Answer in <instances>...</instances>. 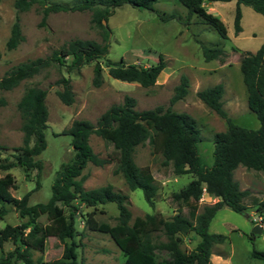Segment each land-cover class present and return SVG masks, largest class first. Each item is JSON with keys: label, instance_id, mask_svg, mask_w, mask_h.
Returning a JSON list of instances; mask_svg holds the SVG:
<instances>
[{"label": "rangeland", "instance_id": "obj_1", "mask_svg": "<svg viewBox=\"0 0 264 264\" xmlns=\"http://www.w3.org/2000/svg\"><path fill=\"white\" fill-rule=\"evenodd\" d=\"M48 1L73 3L80 0ZM106 2L107 0H104V3H96L94 8L103 9ZM206 6L225 22L228 29L226 38L196 13L189 16L187 8L179 0H156L152 8L127 2L109 7L108 14L102 18L103 26L93 20L94 9L90 8L50 11L42 23V6L35 2L28 9L19 11L24 39L16 47L8 49L5 43L17 10L14 0H0V76L17 62L50 55L54 49L75 37L94 39L98 42L108 41L106 56L113 61L124 60L148 65L157 62L160 53L165 61V67L158 74L156 82L149 86L111 76L103 59V81L100 85H95L92 81L94 62L86 63L78 69H68L66 57L62 64L54 61L34 75L22 79L11 89L0 88V99L3 100L0 101V151L2 157L9 159H13L14 147L22 144V118L17 101L29 85H39L47 90L45 102L48 118L44 130L47 144L36 155V158L42 160L43 167L39 174L34 168L26 175L20 166H12L9 170L15 180L10 188L11 192L15 196H22L30 190V204L46 201L51 195V183L57 169L73 155L71 135L61 132L62 129L69 126L75 118H86L95 122L102 111L112 103L121 102L125 94L136 98V108L139 109L162 104L191 113L200 128L201 139L197 145L201 161L205 164L213 162V133L224 130L226 121L196 96L197 89L222 82L223 106L227 113L240 125L257 127L259 120L247 105V93L239 62L245 51H255L264 40V15L250 5L241 3L242 28L235 33V0L206 1ZM107 30L109 33L106 39ZM199 41L211 45L219 44L224 49L223 55L205 60ZM182 73L189 78L187 94L171 103L169 99L174 85L179 82ZM61 76H68L72 85L74 99L70 104L61 101L56 94V90L62 88L61 83L57 82ZM89 142L95 152L110 160L101 166L87 163L83 169L86 174L83 184L86 188L110 183L114 189L125 192L131 220L137 215L143 216L146 212L158 213L165 218L171 217L179 208L183 213H188L189 207L176 201L172 193L185 185L192 175L175 174L171 163H163L161 153L153 152L147 142L136 146L134 158L139 166H148L154 174L157 190L153 197V206L146 200L141 188L130 189L123 176L114 171L117 159L112 144L94 132L90 134ZM3 173L4 170L0 169V175ZM233 176L241 188L250 189L249 195L244 199L246 209L245 212H238L224 205L217 210L208 228L210 231L225 234L226 238L212 245L210 258L215 264H264L263 260L250 254L253 248L264 249V216L259 218L260 214L252 202L253 196L264 197V173L247 170L243 165H238L233 171ZM217 199L216 196L202 195L198 210L201 211L204 205ZM74 204L77 205L76 208ZM4 205L8 210L0 218V227L6 223H19L24 219L11 204L5 202ZM56 208L68 216L70 211L75 213L74 224L77 233L74 240L77 243L75 248L78 262L123 264V252L110 234L90 229L84 220V215L93 211L97 220L116 223L118 213L115 202L89 206L75 200L71 205L56 202ZM47 220L46 215L39 217L42 223ZM254 223L261 224L262 230L250 238ZM177 234L179 246L183 250L193 248L198 239L193 231H180ZM152 238L154 241L167 239L161 231H155ZM3 247L7 250L12 247V243L6 241ZM63 247L64 242L58 237L47 236L44 249L33 250V264H43L60 257ZM156 254L158 258L169 256L165 248L156 249ZM13 264L22 263L18 260Z\"/></svg>", "mask_w": 264, "mask_h": 264}, {"label": "trees", "instance_id": "obj_2", "mask_svg": "<svg viewBox=\"0 0 264 264\" xmlns=\"http://www.w3.org/2000/svg\"><path fill=\"white\" fill-rule=\"evenodd\" d=\"M156 0H107L103 9H95L96 3L104 0H80L73 3L48 0H14L17 10L11 24L10 34L6 39L8 49L16 47L24 39L19 11L28 9L33 3L42 6L41 22L44 23L50 11L58 10H93V20L103 26L102 18L109 12V7L122 3L152 8ZM188 10L189 16L196 13L200 18L211 24L222 37L228 36V29L223 19L208 10L206 1L213 0H179ZM226 1V0H222ZM234 31L242 28L240 4L250 5L254 10L264 15V0H235ZM109 31L107 30L106 39ZM200 42L205 60L223 55L224 49L219 44ZM108 41L98 42L89 38H71L50 55L28 58L14 64L0 76V88L11 89L24 78L37 73L42 67L56 61L62 64L68 57V69L80 68L82 65L94 62L93 83L100 85L103 81L102 63L108 67V73L116 78L137 81L143 86L156 82L159 73L165 67L163 55L158 54L155 63L144 65L124 60L113 61L108 58ZM1 58V51H0ZM240 70L246 88L248 107L259 120L257 127L238 124L227 113L223 106L222 95L224 85L216 82L196 90V96L208 107L226 121L224 130L213 133V162L205 164L201 161L198 141L201 139L200 128L196 118L187 111L172 109L170 106L157 104L149 108H136V98L125 94L121 102L110 104L100 113L95 122L86 118H75L61 132L71 135L73 149L72 157L60 164L51 183V195L46 201L30 204V190L22 196H15L10 188L14 185L15 177L9 170L12 166H20L26 175L36 168L39 172L43 167L41 159L36 158L47 144L44 130L47 126L48 108L45 102L46 88L39 85L27 86L19 100L17 108L22 122V144L14 147L13 159L1 156L0 169V218L7 212L5 202L11 204L18 212L22 221L16 224L6 223L0 227V264H13L20 260L22 264H33V250H43L47 236L54 235L64 242L60 257L43 264H82L77 260V243L74 236L77 233L74 224L73 211L69 216L57 210L56 202L71 205L75 200L89 206L97 203L113 201L117 207V222L110 224L95 218L94 212L84 215L86 225L90 229L107 232L113 238L124 255L123 264H215L211 258V248L214 243L222 242L226 235L209 230V223L217 210L224 205L238 212H245V197L250 193L249 188H241L233 171L238 165L247 170L264 173V40L255 51H245L240 58ZM57 82L62 88L56 94L66 104L74 99V92L68 76H61ZM189 78L182 73L179 82L174 85L170 96L171 103L183 98L188 91ZM0 101H3L0 99ZM96 133L105 141L112 144L116 154L115 172H119L130 189L141 188L146 200L153 206V197L157 190L154 174L148 166H139L134 158L138 144L147 142L153 152L163 156V163H171L175 174L190 173L192 178L172 197L186 204L188 213L180 208L169 218L158 213L146 212L131 220L127 194L113 188L112 184L86 188L83 184L86 174L83 169L87 163L104 165L108 157L100 156L89 142L91 133ZM32 141V142H31ZM2 145H0V148ZM39 180H36V186ZM202 195L216 196L218 199L198 210L199 199ZM252 202L260 216H264V197H252ZM76 208L77 205H73ZM41 215L47 216V221H39ZM253 221V219H252ZM161 231L166 240L154 241L152 234ZM180 231H193L198 239L193 248L183 250L179 246ZM254 234L250 233V238ZM67 239H70L68 242ZM10 241L12 247L5 250L4 243ZM165 248L168 257L158 258L156 249ZM250 254L264 261V249L253 248Z\"/></svg>", "mask_w": 264, "mask_h": 264}, {"label": "water", "instance_id": "obj_3", "mask_svg": "<svg viewBox=\"0 0 264 264\" xmlns=\"http://www.w3.org/2000/svg\"><path fill=\"white\" fill-rule=\"evenodd\" d=\"M261 230H262V225L259 223H254L252 226L251 232L255 234V233L260 232Z\"/></svg>", "mask_w": 264, "mask_h": 264}, {"label": "built area", "instance_id": "obj_4", "mask_svg": "<svg viewBox=\"0 0 264 264\" xmlns=\"http://www.w3.org/2000/svg\"><path fill=\"white\" fill-rule=\"evenodd\" d=\"M259 218L261 219V216H259Z\"/></svg>", "mask_w": 264, "mask_h": 264}, {"label": "crops", "instance_id": "obj_5", "mask_svg": "<svg viewBox=\"0 0 264 264\" xmlns=\"http://www.w3.org/2000/svg\"><path fill=\"white\" fill-rule=\"evenodd\" d=\"M206 4V3H205Z\"/></svg>", "mask_w": 264, "mask_h": 264}]
</instances>
